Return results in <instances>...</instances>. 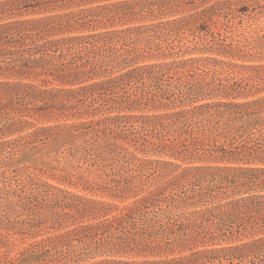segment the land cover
Masks as SVG:
<instances>
[{
  "label": "rangeland",
  "instance_id": "1",
  "mask_svg": "<svg viewBox=\"0 0 264 264\" xmlns=\"http://www.w3.org/2000/svg\"><path fill=\"white\" fill-rule=\"evenodd\" d=\"M111 4L119 6L96 10ZM213 4L217 6L206 23L188 20ZM86 9L79 15L84 17L66 21L65 14ZM55 15L65 16L56 20L62 27L49 38L109 35L94 47L82 48L80 55L55 53L46 74L33 58L21 64L22 70L0 69V83L53 90L61 99L25 96L0 109V264L141 263L264 237L263 232L211 241L206 232L213 218L194 220L189 215L204 210L209 197L187 182L178 189L171 185L187 167L229 164L215 159L212 144L207 145L205 137L214 130L215 120L198 115L200 123L189 125L172 114L208 102H247L264 96V0L30 1L18 11L6 10L0 23ZM190 59H201L199 69L187 62ZM62 63L69 65L67 72L82 66L88 73L66 83L57 75ZM153 66H158L154 74H147ZM120 76L122 80L106 91L64 96L65 90ZM232 83L239 86L227 93ZM259 116L264 120V109ZM228 119L224 115L220 125L225 127ZM244 121L230 122L229 128ZM217 142L228 147L223 140ZM255 190L230 198L264 195V187ZM146 204L148 217L162 225L153 236L178 245L150 252H109L106 243L114 226L89 229ZM187 216L191 218L185 220ZM209 259L195 264L252 262L249 256L223 258V253Z\"/></svg>",
  "mask_w": 264,
  "mask_h": 264
},
{
  "label": "trees",
  "instance_id": "2",
  "mask_svg": "<svg viewBox=\"0 0 264 264\" xmlns=\"http://www.w3.org/2000/svg\"><path fill=\"white\" fill-rule=\"evenodd\" d=\"M30 1L42 3L47 0H0V15L4 14L6 10L18 11L21 5L25 7V4ZM116 6H119V4L100 5L96 7V10L116 8ZM216 6V4H213L197 13H193L188 17V20L195 24L206 23V18H210ZM89 10L86 9L69 15L65 14L66 21L68 23L75 21L73 17L76 16L80 19L84 15H79ZM65 15L0 23V69L3 71H19L23 69L21 64L33 58L35 62L40 63L43 74H46L51 71L49 67L52 66L55 53L60 52V56L68 55L74 57L84 51L81 50L82 48L94 47L97 42L104 40L106 35H109V33H106L104 35L92 34L57 39L49 38L54 29L62 27V24L56 22V20H61L63 18L61 16ZM200 60L190 59L187 62L195 69H199L196 63ZM61 66L60 73L57 75L61 77L60 79H65L66 83L80 81L88 73L82 70V66L75 67L76 70L73 72L66 71L65 68L69 67V65L62 63ZM156 67L158 66H153L149 71L145 72L152 75ZM156 72L158 73L159 70ZM122 76L107 81L93 82L76 89L65 90L63 91L65 92L64 96L87 95L106 91L112 84L120 82ZM238 86V84L232 83L227 85L226 88H222H225L227 93H234ZM34 88L32 85L18 82L15 84L0 83V109L25 96H30L37 100L41 98L43 101L61 100L58 98V94H60L58 92L46 89L37 91ZM3 98H6L7 102ZM263 109L264 96L247 102H208L194 107L192 111L171 115L176 117L177 120L178 118L188 120L189 125L200 123L196 121V116L198 115L215 120L214 130H210L207 133V137H205L207 145L212 144L211 150L215 153V159L229 163L219 166L187 167L171 181V185L177 189L182 188L186 182L188 185L199 187L202 190L200 195L204 193V196L209 197V200L206 201L208 206L204 210L191 212L189 215L194 217V220L198 218L204 219V217L213 218L212 228L206 232L208 239L211 241L218 238L223 241H232L240 237H252L264 232V195L254 193L238 198H230L234 194L255 192V189L264 187V120L259 116ZM226 114L229 117L228 123L245 121L236 128H233V126L229 128L228 123L225 124V127H222L220 125L221 118ZM251 115L255 118L247 121ZM24 138L27 140L30 137L26 136ZM195 140L198 141V139ZM219 140L227 143L228 147L216 145ZM202 142H204V139ZM233 163H258L262 165L259 167L235 166ZM189 199H192V197ZM148 200L146 201L148 202ZM216 200L217 202H215ZM197 201L196 203H198ZM147 208V204L143 208L140 206L130 208L123 215L108 221L106 225L97 224L89 227V229H104L107 227L109 229L114 226L115 232L106 243L109 247V252L116 251V253H120L127 249L131 251L145 249V252H150L160 248L167 249L170 245H178L179 242L170 244L165 240L168 238L153 236L157 234L154 233L156 226L161 229L162 225L154 217H148ZM187 217L184 219L189 220L191 218ZM170 224H174V222L170 220ZM220 253H223V258L238 259L249 256L252 258L251 264H264V237L225 248L199 250L183 257L179 256L157 261L146 260L141 263H128L121 260H108L103 263L195 264L197 262H206L212 256Z\"/></svg>",
  "mask_w": 264,
  "mask_h": 264
}]
</instances>
